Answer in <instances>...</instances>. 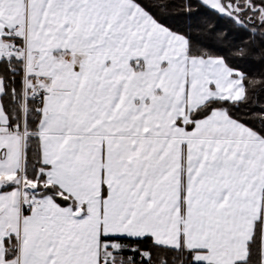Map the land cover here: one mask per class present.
I'll list each match as a JSON object with an SVG mask.
<instances>
[{
    "label": "snow or ice",
    "instance_id": "6c2138e0",
    "mask_svg": "<svg viewBox=\"0 0 264 264\" xmlns=\"http://www.w3.org/2000/svg\"><path fill=\"white\" fill-rule=\"evenodd\" d=\"M249 57L264 0H0V264H264Z\"/></svg>",
    "mask_w": 264,
    "mask_h": 264
},
{
    "label": "trees",
    "instance_id": "16d2710c",
    "mask_svg": "<svg viewBox=\"0 0 264 264\" xmlns=\"http://www.w3.org/2000/svg\"><path fill=\"white\" fill-rule=\"evenodd\" d=\"M181 0H175L176 4H179ZM173 15H176L177 19H183L178 15L179 9L177 7H173L169 10ZM206 41L210 44L218 43L211 35L205 37ZM236 63L240 64L246 71L250 73H259L264 70V65H262L258 59V57H249L244 60L236 61ZM255 104L259 105V107H253L251 104L249 108L254 114H259L261 109H264V93H261V98L254 101Z\"/></svg>",
    "mask_w": 264,
    "mask_h": 264
}]
</instances>
